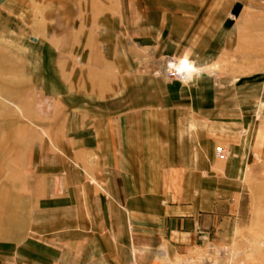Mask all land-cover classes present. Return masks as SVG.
<instances>
[{"label":"rangeland","instance_id":"1","mask_svg":"<svg viewBox=\"0 0 264 264\" xmlns=\"http://www.w3.org/2000/svg\"><path fill=\"white\" fill-rule=\"evenodd\" d=\"M103 1L0 0V264H158L152 250L140 255L129 234L116 230L123 227L117 198L94 188L98 157L87 161V171L75 163L89 151L98 156L99 145H87L72 161L63 155L65 148L73 154L81 147L64 138L66 116L106 119L131 102L135 81L122 77L112 61L119 50L130 51L144 29L132 30V17L116 9L105 12ZM201 2L188 0L184 8L207 7L211 0ZM211 7L215 27L199 32L188 22L191 30L173 37L169 23L161 33L151 26L153 35L139 47L151 76L177 80L195 93L199 110L179 113L181 119L192 115L213 121L219 131L236 130L231 143L215 138L213 158L203 165L198 159L199 167L215 173L213 192L204 190V173L179 176V203H194L195 214L208 220L195 239L179 241L183 254L174 263L264 264V0H215ZM103 15L115 31H103ZM213 34L210 54L196 48V56L180 55L184 36L206 47ZM180 59L195 68L187 80L173 72L174 66L183 71L170 63ZM91 83L113 87L101 96ZM205 103L210 112L202 110ZM83 124L76 131L83 133ZM206 143L200 138V152ZM217 145L224 147L223 157ZM63 169L69 191L61 185ZM85 182L90 189L84 193ZM158 194L166 200V193ZM126 221L124 210V231Z\"/></svg>","mask_w":264,"mask_h":264},{"label":"crops","instance_id":"2","mask_svg":"<svg viewBox=\"0 0 264 264\" xmlns=\"http://www.w3.org/2000/svg\"><path fill=\"white\" fill-rule=\"evenodd\" d=\"M186 1L188 0L103 1L102 6L105 12L108 9H116V14L132 17L130 19L133 23L131 24L132 30L138 31L139 26L144 29V31L142 30L144 37L139 42L132 41V46L129 47L131 54L129 50H119L116 58L112 61L114 68L123 75L122 77H132L135 81L129 87L131 88L129 90L132 96L131 102L121 115L108 116L104 119L101 114L89 119L86 114L79 113L75 114L74 120L71 116H66V125L64 126L68 132L67 135H64L67 142L83 147L78 148L77 152L74 150L73 154L71 149L69 152L66 148L63 149V155L69 160L80 158L81 149L84 151L87 149V145L92 143L99 145L98 156H95L93 151H89L83 162L76 159L75 163L87 171V161L98 157L95 159L97 164L93 167L96 170L95 190L114 193L117 198L115 208L122 215L121 221H119L120 226L124 227V210L127 213V231H124L123 227L116 230L119 231L118 233L127 232L129 234L132 243L138 246L140 255L146 256L148 251L152 250L158 264H175L174 262L179 260L177 257L183 254L179 241L186 238L195 239V235L198 234L197 227L207 223L208 220L205 214L202 216L195 214L192 210L195 208L194 203L185 205L179 203V176H182L183 179L184 176H202L204 173L207 176L204 190L210 191V181H213L215 173L205 167H199L198 159L203 160L200 163L203 165L206 160L214 157L213 141L217 136L223 137L230 143L236 136V130L233 131L231 126L222 132L217 130L216 127L219 125L213 121H199L192 115L190 117L183 115V119H181L179 113L199 110L196 97H192L195 93L177 80L163 81L151 76L147 71L149 64L140 62L142 57L138 55L140 54L139 47L143 48L142 44H146L153 35L151 26L159 27L158 32L161 33L170 24L168 32L173 37H177L179 32L185 34L191 30V26L188 28L189 23L199 32L202 29H204L203 31L209 29L210 25L215 27V10L211 7V4L214 6L215 0H211L207 7H204V4L194 6L192 3L189 10H185L188 5ZM103 17V22H100L103 31L106 33L115 31L114 23H108V20L105 19L106 16L103 15ZM157 35L159 34L156 33L155 37ZM213 37L214 34L207 42L206 47H201L190 36H184L180 42V55L196 56L200 51L196 48L206 49L210 54L215 47ZM119 42L122 48L126 47L123 39H119ZM204 52L202 51V53ZM172 62L179 63L183 72L188 73L187 79L195 70L188 60L170 61V63ZM92 87L102 96L106 95L108 88L113 86L111 83L105 86L91 83ZM196 94L199 95V92ZM202 110L210 112V107L205 103ZM79 121L86 125L85 127L81 126L85 129L83 133L76 131V124ZM204 129L206 130L204 131ZM90 130H94V135L88 134ZM200 138L207 141V148L204 152H200L198 147ZM229 149L231 150V148ZM179 160L185 162V166L180 169ZM72 171L75 173L73 167L67 171V178ZM61 175L63 177L61 185L64 191L66 188L69 191L70 183L67 184V187L65 185V169L62 170ZM91 180L93 181L92 178ZM80 189L85 193L90 187L85 182ZM211 191L213 192V190ZM158 193H166L164 195L166 200L161 199ZM209 206H212V203L208 204ZM185 212H189V214L183 215ZM166 256H173V258Z\"/></svg>","mask_w":264,"mask_h":264},{"label":"built area","instance_id":"3","mask_svg":"<svg viewBox=\"0 0 264 264\" xmlns=\"http://www.w3.org/2000/svg\"><path fill=\"white\" fill-rule=\"evenodd\" d=\"M176 71H178V70L174 67L173 72H176ZM178 72H179V71H178ZM180 72H181V71H180ZM181 73H182V72H181ZM182 76H183V73H182ZM216 150H217L218 154H219L221 157L224 156V147H223L222 145H217Z\"/></svg>","mask_w":264,"mask_h":264},{"label":"bare ground","instance_id":"4","mask_svg":"<svg viewBox=\"0 0 264 264\" xmlns=\"http://www.w3.org/2000/svg\"><path fill=\"white\" fill-rule=\"evenodd\" d=\"M175 67V66H174ZM178 71H181L180 69L176 68ZM183 73V71H181ZM183 79H186V75L183 73V76H182Z\"/></svg>","mask_w":264,"mask_h":264}]
</instances>
